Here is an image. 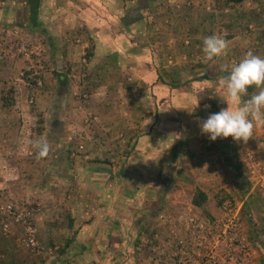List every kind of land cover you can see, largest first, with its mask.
<instances>
[{"label": "crops", "instance_id": "0c3cea01", "mask_svg": "<svg viewBox=\"0 0 264 264\" xmlns=\"http://www.w3.org/2000/svg\"><path fill=\"white\" fill-rule=\"evenodd\" d=\"M145 1L0 0V24L33 35L47 53L40 63L0 59V189L42 204L38 236L57 246L45 259L0 237V264H149V246L165 234L167 220L179 223L199 208L188 202L197 191L205 194L208 215L219 214L213 196L224 176L236 202L245 205L243 224L256 237L264 264V216H254L264 211V189L248 175L245 144L231 137L210 141L198 126L226 107L218 82L216 91L209 86L219 69L174 63L173 76L154 66L161 63L159 53L169 52V40L179 43V32L181 37L189 30L198 42L205 37L194 33L208 24L204 2L193 0L191 7L186 0ZM165 6L170 25L162 29ZM146 11L150 23L162 16L160 32L152 33ZM70 67L81 71L74 84ZM164 74L172 82L162 78L156 84L154 76ZM41 77L43 86L34 87ZM256 91L250 87L244 98ZM87 98L106 128L80 127L77 108ZM77 129L90 157L78 154L71 161ZM120 129L128 142L119 169L108 160ZM41 137L50 151L48 160L35 164L28 150L35 152L30 142ZM256 137L248 144L259 152L263 144Z\"/></svg>", "mask_w": 264, "mask_h": 264}, {"label": "built area", "instance_id": "2783aa9c", "mask_svg": "<svg viewBox=\"0 0 264 264\" xmlns=\"http://www.w3.org/2000/svg\"><path fill=\"white\" fill-rule=\"evenodd\" d=\"M186 3L191 5L190 1L186 0ZM187 35L190 34L187 32ZM17 37L19 40H16ZM13 42H16V56L9 53ZM81 47L85 52L87 45ZM18 54L25 57L32 55L36 63L44 61L46 57L41 43L33 35L0 24V59L5 55L15 58ZM75 77L80 78L69 74L70 84H74ZM43 81V77L37 78L34 87H42ZM27 102L33 104L34 96H29ZM20 117L24 121L25 115L20 113ZM96 121L97 117L90 113L89 117H84L82 124L89 128ZM75 137V144L70 148L73 159L85 153L87 148L82 130L77 129ZM122 141H125L124 138ZM28 154L34 157L35 164L43 161V158L37 159L32 150H28ZM84 158L88 159L89 156L84 155ZM15 174L19 175V171ZM261 186L264 189V185ZM227 201L226 206L221 207V214L212 219L195 212L179 223L167 220L165 234L156 235L157 243L150 247L149 264H248L254 257V251L245 235L237 203ZM41 210L42 204L35 203L30 197L17 196L7 188L0 189V237L13 238L15 243L30 253L46 259L56 254L57 246L43 242L38 236L36 217Z\"/></svg>", "mask_w": 264, "mask_h": 264}, {"label": "rangeland", "instance_id": "374dc122", "mask_svg": "<svg viewBox=\"0 0 264 264\" xmlns=\"http://www.w3.org/2000/svg\"><path fill=\"white\" fill-rule=\"evenodd\" d=\"M167 1L168 0H160V3H166ZM187 1H190V0H187ZM201 1L204 2L203 9L205 10L206 13H203V16L205 17V19H207L208 24H205L204 28H202L201 26L198 29H195L194 33L199 34V36H203V34L205 33L204 34L205 37L207 35L209 36L213 34L222 35L229 42V48L227 52L223 54L221 57H218L212 61H205L203 58V53H202V41H203L202 39L203 38L201 39V42H198L199 37H196V35L192 36L189 30H185L190 35H186V32L184 33L182 31L184 35L180 37V32H179L178 37H176L178 38V41H179L178 44L175 43L174 41L171 42L169 40V43L167 45V47L169 48V52L165 54L159 53V58H160L161 63L159 64L155 63L154 66L156 69H160L162 71L166 70V71L173 72V76L175 74H174V71L170 69V67L175 66V65H172L174 63H184L189 66L191 65V63L196 64L199 62L203 64L202 65L203 67L205 66L204 67L205 69L210 68V70L213 72L214 70L219 69L215 73V76L213 79L214 81L212 83L210 82V85H209L211 87L210 90L216 91L217 88L212 87V86L217 84L219 76L226 75V73H222L220 71L221 65H224V64L230 65L234 61L238 62L243 57L244 53L248 50H252L254 54H257V55L259 52H261V54L262 53L264 54V52L262 51V49H264V0H243L241 2L235 3L234 5L227 4V3L225 4L223 3V5H221V0H201ZM191 3L193 5V0L191 1ZM162 10L164 11L162 13L164 14L165 18H164V23L161 24L160 26L162 29H164L165 26L170 25V23L166 19L168 18V15H165L169 9H167V7L165 6L164 8H162ZM146 14L148 16L149 27H153L152 33H154V29L156 32H160L161 28L158 25H159L160 17L162 16L159 15L157 22L150 23V17H152L150 11H146ZM151 21H152V18H151ZM150 39L151 38L149 37V40ZM138 42L140 43V41ZM15 44L16 42H13V45L9 47L10 55L12 54L16 56L17 54L14 48ZM141 46H144V45H138V47H141ZM17 57H21L24 59H30L36 62L35 58L32 55L25 57L22 54H18ZM176 57H178L179 59ZM152 70H155V69H152ZM154 77H155L156 84H159V82L163 80L162 78H165L166 81L169 80L170 82H172V78L166 74H164V77L162 75H158ZM70 88L71 86H69V89ZM130 88L131 90L137 89V87H130ZM87 101H88V98L86 102ZM87 105H88V102L87 104H85L83 101L79 105L80 107L77 108V110L81 113L80 127L83 128L84 130L87 129L86 126L82 124V121L84 117H89L91 113L93 116L97 117V121L93 125H97L98 127L102 126L106 128L105 123L100 120L98 113L95 112V110H92L91 107L90 106L88 107ZM147 113L149 112L147 111ZM108 130L110 131V127ZM115 134H116L115 145H118L119 142H121L125 136H126L125 138L128 139V136L122 129L116 131ZM253 134L255 137L257 136L256 138L260 139V141L262 142L263 144L261 145L262 152L261 151L257 152L254 149H252L249 146L248 141L246 143L242 142L243 144H245L244 149H243L244 150V160L243 161L246 166L249 177L251 178L252 182L257 187V189L260 190L262 188L261 184L264 185V127L254 129ZM83 136L85 137L84 134ZM83 154L88 155L87 148H86L85 153ZM248 154H251V155H248ZM110 157L113 159V161L109 159L108 160L109 164L112 165L113 167L115 165L119 167V169L124 164V161L126 159V155L121 154V153L111 155ZM69 159L71 161L74 160L71 157H69ZM44 160L45 158H43V161ZM46 160H48L47 157H46ZM226 180L228 182H226ZM233 194L234 193H233L229 179L225 176L222 177L218 184V190L216 191V194L213 196L215 198L214 201L216 203V207L221 209V207L226 206V203L228 202L227 200H229L231 203L236 202V199L233 197ZM188 202L192 203V199L188 200ZM239 204L237 203L239 207V214L241 216L242 223H243L245 219L242 216V209L245 207V205L240 204L241 205L240 206ZM204 206L207 207L206 200H205V203L201 207L199 208L192 207V210L194 211L192 213L207 212ZM214 215L215 214H213V216ZM256 215H260V218H262L264 216V211L259 210L258 213L256 211L254 213V216ZM213 216L211 217L205 216V217L212 219ZM169 220L171 222L172 221L174 222L172 218ZM175 223H178V222H175ZM262 231H264V228H262ZM246 234H247V231L245 228V235ZM246 236L250 244L252 245V248L254 251V257L250 260L248 264H255V263L261 264L262 256H259L260 251H259V247L257 246L258 243H256L255 245V242H254L256 241L255 239L256 237L252 238L251 235H248V234ZM150 247L151 245L149 246V251L151 249Z\"/></svg>", "mask_w": 264, "mask_h": 264}, {"label": "clouds", "instance_id": "9594fccd", "mask_svg": "<svg viewBox=\"0 0 264 264\" xmlns=\"http://www.w3.org/2000/svg\"><path fill=\"white\" fill-rule=\"evenodd\" d=\"M228 48L229 42L222 35L213 34L203 38L202 53L205 61L221 57ZM220 71L226 73L219 76L217 81L224 93L221 101L226 107L209 114L206 119L199 121L198 126L201 134L206 135L210 141L231 137L233 141L246 143L254 129L264 127V58L248 50L238 62L221 65ZM253 86L257 91L245 99L248 89ZM30 146L35 149L37 159L47 157L50 151V145L43 137L30 142ZM219 211L213 217L219 216L220 208ZM206 214L208 212L200 213L202 217Z\"/></svg>", "mask_w": 264, "mask_h": 264}, {"label": "trees", "instance_id": "16d2710c", "mask_svg": "<svg viewBox=\"0 0 264 264\" xmlns=\"http://www.w3.org/2000/svg\"><path fill=\"white\" fill-rule=\"evenodd\" d=\"M243 0H221V5H223V3H227V4H235V3H238V2H241ZM186 35H187V32H186ZM89 48H87V52H88ZM83 71V70H82ZM81 71H79L76 67L75 68H71L70 67V75H80ZM80 77V76H79ZM79 80V79H78ZM205 200H206V197H205V194L202 193L201 191H197L193 198H192V203L198 207H201L204 203H205ZM207 217H211L210 215L206 214ZM152 243H157L156 241L152 242ZM151 243V244H152Z\"/></svg>", "mask_w": 264, "mask_h": 264}, {"label": "flooded vegetation", "instance_id": "af4514ba", "mask_svg": "<svg viewBox=\"0 0 264 264\" xmlns=\"http://www.w3.org/2000/svg\"><path fill=\"white\" fill-rule=\"evenodd\" d=\"M75 95H76V92L74 93ZM126 137V136H125ZM124 137V142L123 141H121V142H119V144L118 145H115L114 146V152H113V154L112 155H114V154H119V153H121V154H124L125 152H126V145H127V142H128V139H126ZM124 152V153H123ZM111 159V158H110Z\"/></svg>", "mask_w": 264, "mask_h": 264}]
</instances>
